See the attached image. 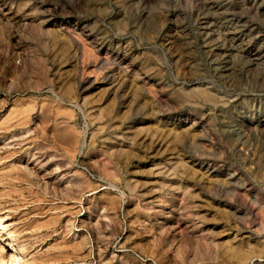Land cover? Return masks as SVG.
Returning <instances> with one entry per match:
<instances>
[{
  "label": "rangeland",
  "instance_id": "1",
  "mask_svg": "<svg viewBox=\"0 0 264 264\" xmlns=\"http://www.w3.org/2000/svg\"><path fill=\"white\" fill-rule=\"evenodd\" d=\"M0 264H264V0H0Z\"/></svg>",
  "mask_w": 264,
  "mask_h": 264
}]
</instances>
